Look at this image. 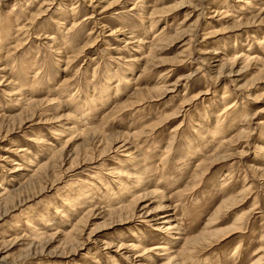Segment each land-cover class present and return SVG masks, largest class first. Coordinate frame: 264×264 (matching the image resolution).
I'll return each instance as SVG.
<instances>
[{"label":"rangeland","instance_id":"rangeland-1","mask_svg":"<svg viewBox=\"0 0 264 264\" xmlns=\"http://www.w3.org/2000/svg\"><path fill=\"white\" fill-rule=\"evenodd\" d=\"M243 1L0 0V264L179 263L186 240L187 264H264V0Z\"/></svg>","mask_w":264,"mask_h":264},{"label":"bare ground","instance_id":"bare-ground-1","mask_svg":"<svg viewBox=\"0 0 264 264\" xmlns=\"http://www.w3.org/2000/svg\"><path fill=\"white\" fill-rule=\"evenodd\" d=\"M239 1H243V0H238V2ZM243 2H245V0L243 1ZM246 4H250V2L249 1H246ZM140 12L141 13H143L142 12V10H144L145 9V6L142 4V6L140 7ZM262 10V9H261ZM72 12H73V14L76 12V10H75V8L73 7L72 8ZM72 15V14H71ZM254 20V19H253ZM156 23V20H153V18L151 19V23H150V25L152 26V24H155ZM64 23L63 22H60V25H63ZM74 26V25H73ZM61 27V26H60ZM152 29L154 28L153 26L151 27ZM72 28H70L69 30H71ZM132 34V33H131ZM133 35V34H132ZM134 36V35H133ZM132 36V37H133ZM130 37V36H129ZM135 37V36H134ZM131 38V37H130ZM138 43V42H137ZM142 46V45H141ZM235 60H236V58H234ZM244 60H247V61H250V62H253V64H261V65H263V67H264V58L263 59H261V61L260 60H258L257 58H250V56H248V55H246V57L244 58ZM232 63V62H231ZM258 69V68H257ZM24 85V83L23 84H19V86L18 87H15V90H18V92H16V93H14V94H16L18 97H20L21 95H22V86ZM15 98L16 100H19L20 98ZM227 98V95H224L223 97H222V99L224 100V99H226ZM233 106V105H232ZM231 106V107H232ZM25 108V107H24ZM28 108V107H27ZM223 108H224V110H226L227 109V107H226V105H223ZM230 108V107H229ZM229 110V109H228ZM227 110V111H228ZM233 113V112H232ZM232 113H228V114H230V116L232 115ZM218 129H219V127H218ZM65 131L66 130H69V129H64ZM56 133V132H55ZM56 136L58 135V136H62V133H60V132H57V134H55ZM39 143H43L42 141H39ZM45 146L48 148V150H51L52 148H51V144H49V143H46L45 144ZM124 147V146H123ZM260 150L261 151H263L264 150V147L263 148H260ZM21 152V151H20ZM60 152V151H59ZM58 152H57V150H54L53 149V151H51V157H50V160L51 159H55V157H56V155H57V157L59 156L58 154H57ZM134 158V157H133ZM29 161V160H28ZM50 162V161H49ZM30 164H33L32 163V161L30 160V162H28V165H30ZM42 167L43 166H41L40 168L42 169ZM40 168H38L37 170H39ZM45 169H46V167H44ZM24 169V168H23ZM23 169H18V170H13V172L11 173V174H14L15 172H17V171H22ZM44 169V170H45ZM30 171H32V170H30ZM29 171V172H30ZM42 171V170H41ZM18 172V173H19ZM44 172V171H43ZM35 173V172H34ZM33 173V174H34ZM42 173V172H41ZM121 174V178L123 177L124 178V180H127V178L128 179H130V177H132V175H135V174H133L132 173V175L127 171H125V172H121L120 173ZM21 175V174H20ZM19 175V176H20ZM37 175H39V174H37ZM27 176H28V174H27ZM34 176H36L35 174H34ZM37 177V176H36ZM122 178V179H123ZM29 179V178H28ZM136 180H138L139 181V184H141V180H142V177L141 176H139V177H137V179ZM120 186H121V188H125V190L127 191V193L128 194H130V190L128 189V186H127V184H125V182H122V181H120ZM8 193V192H7ZM9 194H11V193H9ZM8 197H10V195L9 196H7V197H5L6 199L5 200H8ZM13 197V196H12ZM1 198L3 199V197L1 196ZM2 199H1V201H2ZM11 199V198H10ZM118 202H120V199L118 200ZM3 204V203H2ZM132 206V205H131ZM129 208V206H124V207H122L121 206V208L120 209H118V210H123V209H125V208ZM131 208V207H130ZM165 209V208H164ZM129 211V210H128ZM114 212V211H113ZM119 212V211H118ZM125 212V211H124ZM117 214V213H116ZM152 215V214H151ZM133 217V216H132ZM164 217H168V216H162V219L164 218ZM169 218H167V220H163V222H161V225H163V224H165L164 226H163V228H161V231H165V233H171L173 230H176V229H178L177 228V226L176 225H173L172 224V222L170 221V220H168ZM239 220H241V218L239 219ZM127 221V220H126ZM238 227V226H237ZM30 228H31V226H30ZM178 232H180V230L178 229L177 230ZM229 233H231V232H229ZM32 234H34L33 235V241H32V243L33 244H31V245H33V246H35L36 248L37 247H41V245L43 244V242H44V240H46L45 239V234L44 233H42V231L40 232V229L39 228H36L35 227V229L33 230L32 229ZM227 234V233H226ZM41 235H43V237H41ZM180 235H182L181 233H178V237L176 238V240H178V239H181L180 238ZM208 235H209V233H208ZM224 235H225V233H224ZM228 236V235H227ZM226 237V236H225ZM219 238V237H218ZM164 239H165V236L163 237V238H161L160 239V241L161 242H163L164 241ZM35 240H38V241H36L35 242ZM49 240V239H48ZM175 241V240H174ZM29 244V243H28ZM160 244H163V243H160ZM210 245V244H209ZM161 245H159V246H155V248L153 249L155 252H158L157 253V255L158 254H161V255H163L164 257H166V258H168V257H171V253H172V248H173V246L171 247H165V246H162V247H160ZM129 247V249L128 250H136V251H138V252H140L141 254H142V256H144V255H147V254H149V250H147V249H145V248H142L141 247V245L140 246H136V245H134V246H128ZM154 247V246H153ZM183 247H184V250L180 253V255H184L183 256V259L181 260V262H179V263H177L175 260H176V257L174 258V260L173 261H168V263H166V264H187V260H188V258L190 257V256H186V253L189 251V252H191V251H193L192 249L195 247L194 246V243L192 242V240H186L185 241V243H184V245H183ZM35 248V249H36ZM237 249H239L238 247H237ZM187 257V258H186ZM149 259H150V261H153L155 264H157V262H155V260L153 259L152 260V258H153V256L152 255H149V257H148ZM260 262L259 261H257L256 262V264H259ZM165 264V263H164Z\"/></svg>","mask_w":264,"mask_h":264}]
</instances>
